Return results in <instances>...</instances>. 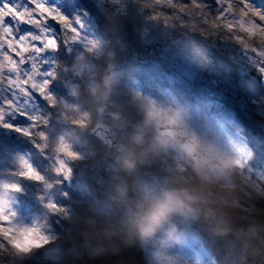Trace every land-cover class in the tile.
Instances as JSON below:
<instances>
[{"label": "trees", "instance_id": "16d2710c", "mask_svg": "<svg viewBox=\"0 0 264 264\" xmlns=\"http://www.w3.org/2000/svg\"><path fill=\"white\" fill-rule=\"evenodd\" d=\"M70 1L75 2L79 14L85 11L84 16L90 15L91 27L100 45L98 59L87 58L96 64L95 82L93 86H85L84 81L76 80L75 87L78 88L75 92L65 82L62 87L49 82V90L54 87L57 91L50 100L43 102L39 114L41 126L36 129L37 133L41 129L39 135L48 141L43 138L29 148L37 159L38 171L45 175L44 179L48 184H57L54 165L49 164L53 154L50 157L44 151L60 147L72 163L70 176L73 185L67 186L62 181L60 190L52 187L53 190L49 191L50 185L38 187L33 176V182L26 188L27 193H20L23 208L28 209L30 218L49 239L55 240L31 262L135 264L128 237L130 228H134L136 238L151 240L172 223L185 229L182 220L201 231L202 236L208 234L215 240L225 264H264V183L260 189H253L236 182L234 189L226 190L190 167L177 168L174 152L153 141L150 131L153 126L144 118L142 104L145 102L133 90L141 83L145 93L154 97L161 95L157 90L170 89L180 102L209 100L210 95L219 98L222 112L232 114L247 136L251 137L250 130L258 136L261 150L257 149L256 153L264 156V85L247 72L240 74L237 65L227 57L246 48L264 53V19H261L264 0H220L223 5L219 0H192V3L189 0L181 18L173 15L170 6H164L158 0H136L139 7L172 27H182L186 22L195 43L207 47L210 69L221 78L226 90L207 79L209 73L206 71L202 74L204 77L190 80L175 66L156 65L157 57L151 58L154 63L149 64L150 67L135 61L131 45L108 23L98 6L90 0ZM256 12L260 15H255ZM233 17L243 22L234 23ZM62 57H67L64 51ZM111 68L116 75L112 79L114 82L107 85L102 76ZM50 77L55 81L54 71ZM58 79L63 80L59 75ZM44 94L51 96L48 90ZM63 97L65 104L61 105L59 101ZM101 100L106 104L112 102L115 108L126 113V136H118V142L123 146L120 151L116 147H107L88 131L77 128L86 115L89 125L98 120ZM140 128L147 130L145 134H139ZM64 133L69 135L71 147L57 144V137ZM0 140L4 143L2 150L11 143L17 147L19 141L9 137L1 127ZM105 152L118 155L116 170L127 178L126 199L133 208L131 218L118 210L109 195L100 194L98 183L91 178L93 161L101 160ZM80 170L87 174L80 177ZM13 189L7 190L12 193L15 192ZM7 190L0 187V192L8 193ZM37 190L47 191L48 196L53 193L52 200L45 206L32 202ZM13 251L12 237L0 232V262L20 264Z\"/></svg>", "mask_w": 264, "mask_h": 264}, {"label": "rangeland", "instance_id": "374dc122", "mask_svg": "<svg viewBox=\"0 0 264 264\" xmlns=\"http://www.w3.org/2000/svg\"><path fill=\"white\" fill-rule=\"evenodd\" d=\"M65 1L48 0V3L52 7H57L70 20L59 25L49 21V26L55 29L56 43L48 44V37H44V43L48 44V46L42 50V54L46 56L50 63L40 64L37 62V66L34 68L36 72L34 73L33 69L29 73L31 79L28 86H35L33 90L37 92L39 98H34L33 103L38 105V107L34 111L30 110V119L8 115V109H5L4 113L0 114L4 117L0 120V125L11 123L25 130V132H18L19 138L17 140L19 141H17V147L8 141L11 144L6 145L2 150L1 147H3L4 143L0 140V187L5 190L13 187L15 191L12 193H9V190H7L8 193L4 191L0 192V232L9 234L12 237L14 241L13 255L20 261V264H33L31 261L35 260L43 249L45 250L44 247L49 245V243L55 242V240L49 239L47 234H44L37 227L33 218H30L28 209L23 208L24 203L20 200V193H27L26 188H29L30 182H33L31 178L33 176V180L36 181L35 184L38 187L45 184L50 185L48 186L49 191L53 190L52 187L57 190L61 189L59 183L65 182L63 176H66L70 182L69 185L66 184L67 186L73 185L70 176L72 174V163L60 147H53L56 149L55 157L50 156L53 148H48V151H44L45 155L49 154L51 157L49 164L54 165L58 178L57 184H48L44 179L45 175L38 171L36 165L37 159H35L33 152L29 148L34 147L43 138L48 141V138L39 135L42 130L39 129L37 133L36 129L38 126H41L39 117L41 104L47 102L45 99L50 100L57 91V88L51 87L48 90L51 96L46 97L44 93L48 89L50 81L52 83L55 82L58 87H60V84L62 87V83L64 84L65 82V85L68 84L69 88L74 92L78 88L75 87L76 80L84 81L83 84L85 86H93L95 82L94 68L96 64L93 65L95 62L88 61L87 58L91 57L92 60L98 59L100 45L91 27L90 15L87 13L84 16L85 11L82 15L79 14L75 2H71L70 0L68 2ZM90 1L100 8L99 0ZM188 1L158 0V3L167 7L170 6L171 10L173 9V15L181 18L186 13L185 7ZM17 2L24 3V0H17ZM218 2L223 5L220 0ZM72 7L74 8L72 9ZM140 10L143 13V36L145 40H149L156 32L162 29H170L171 35L177 44L174 49H168L164 54L157 57L156 65L175 66L177 70L181 71L182 75L190 80L199 79L200 76L204 77L202 74L206 71L209 73L207 79L210 81L212 79L222 81L213 69H210L211 63L208 59L207 47L195 43L191 36L190 26L186 22H183L185 20L181 21L184 26L172 27L151 14L150 11L144 10L141 7ZM233 22L242 23L243 21L233 17ZM62 25H67L71 29H75L76 32L77 45L73 47L70 53L66 52L62 44L59 33V28ZM21 27L25 32L30 31V26L28 25H22ZM198 42L202 43L203 41ZM203 44L205 46L208 45ZM27 46L29 49L32 47L30 41ZM62 51L67 55L66 58L62 57ZM244 52L250 56L253 63L264 68V60L260 57V52H254L250 48H246ZM228 55L229 60L234 65H237L238 72L244 74L246 72V60L242 55L235 53ZM152 63L154 61L149 58L144 65L149 66ZM9 64L10 61H5L3 55L0 54V83L4 85H8V78L4 74L8 71ZM74 70H76L75 76L73 74ZM53 71L56 76L55 81L54 78L51 79L50 77ZM58 75L62 77V81L58 79ZM115 75L116 71L111 68L102 77L108 85L114 82L112 79ZM22 79L23 77L20 78V80ZM145 85L146 87L149 86L148 84ZM20 87H24V85L20 83ZM223 87L220 88L226 90L224 84ZM133 90L137 92L138 97H143L145 102L142 104L145 108L144 118L148 124L153 126L150 129L153 141L174 152V164L177 168L186 169L190 167L215 182L220 188L226 190L234 189L236 182H240L243 186L253 189L261 188L264 183V156L256 153L257 149L261 150L260 140L250 129L251 137L247 136L243 132V127L232 114L224 113L220 110L222 106L219 105V98L210 95L212 97L209 100L180 102L179 97L170 91V89L164 92L157 90L161 95L154 97L150 93H145L144 86L141 83L137 84ZM4 95L9 96V98L12 97L11 85H8L3 92H0V97ZM100 96H98V99ZM59 102L61 105H64L65 98L63 97ZM112 104V102L106 104L101 100L97 111L98 120L89 125L87 124L89 122L86 115L77 125V128L91 133L92 127L97 122L110 123L111 114L119 112L125 115L124 121L114 127L115 135L119 141L118 136H126L125 128L128 120L126 119V113L122 109L115 108L114 104ZM166 122H170L173 125V131L176 134V137L172 140H169L167 136L161 135L158 132V126ZM178 126L183 128L182 133L179 132ZM139 131L141 135L145 134L147 130L144 131L140 128ZM180 137L190 139L194 144L192 149L203 155L205 160L191 158L181 148L179 143ZM56 141H58L57 144L61 147H71L69 145V135L66 133L60 134ZM262 152L264 153L263 150ZM101 157V160L95 159L93 161L91 171H94L90 172L91 178H94L98 183V190V176L103 167L104 159L111 158L116 163L118 161V155L116 154L108 155L105 152ZM99 163H101L99 170L95 172L96 166ZM214 164L219 165L220 169L216 168ZM30 171L34 175L29 176L28 173ZM117 172L119 175H122L118 170ZM84 173H86L85 170H80L79 176L81 177ZM220 174H222V177H220ZM35 176L41 178L36 179ZM52 194L48 196L47 191L37 190L33 194L32 202L45 206L47 202L52 200ZM180 222L184 223L185 229H179L177 224L172 223L167 229L161 230L155 237L153 236L151 240L144 237H141V239L136 238L134 228H130L128 237L133 248L135 264H225V259L215 240L208 236V234L207 236H202L201 231L190 225V223L182 220ZM0 264L7 263L0 262Z\"/></svg>", "mask_w": 264, "mask_h": 264}, {"label": "water", "instance_id": "95a60500", "mask_svg": "<svg viewBox=\"0 0 264 264\" xmlns=\"http://www.w3.org/2000/svg\"><path fill=\"white\" fill-rule=\"evenodd\" d=\"M99 4L101 12L109 24L130 43L135 61L142 64L147 63L149 57H158L165 53L167 49L177 46L170 29H162L156 32L149 40L144 39L143 13L136 0H100ZM60 34L66 52L70 53L73 47L77 45L76 32L67 25H62ZM239 53L242 54L243 49ZM243 57L247 61L245 64L247 73L259 84L264 85V72L260 70L261 67L251 62L248 55L244 54ZM260 57L264 60V53H261ZM73 74L74 76L76 75V70L73 71ZM212 82L224 88L220 80L212 79ZM111 117V123L98 122L92 127L91 133L99 138L102 144L109 148L116 147L120 151L123 146L117 141L113 129L124 121L125 116L122 113L114 112ZM2 128L9 137L19 138L18 132L3 126ZM178 130L182 133L183 128L178 126ZM158 132L164 136H175L173 126L169 122L160 124ZM180 144L190 157L205 160L203 155L192 149L193 142L190 139L181 138ZM52 153L55 157L56 149H53ZM214 166L220 169L219 165L214 164ZM220 177H222V174H220ZM63 180L69 185L70 182L66 176H63ZM98 181L100 194L109 195L112 201L116 203L118 210L126 217L131 218L133 208L126 199L128 191L127 178L124 175L118 174L115 160L111 158L104 159Z\"/></svg>", "mask_w": 264, "mask_h": 264}, {"label": "snow or ice", "instance_id": "6c2138e0", "mask_svg": "<svg viewBox=\"0 0 264 264\" xmlns=\"http://www.w3.org/2000/svg\"><path fill=\"white\" fill-rule=\"evenodd\" d=\"M189 3H192V0ZM254 14L260 15L259 12ZM261 19H264V16H261ZM69 20L70 18L57 7H52L48 0H24V3L17 0H0V54L5 61H10L8 71L4 75L8 78V85H11L12 91L11 98L7 95L0 97V114L8 109V115L31 118L30 110L34 111L38 107L33 103L34 98L38 99L39 96L33 90L35 86H28L31 79L29 73L37 66V62L50 63L42 54V50L46 49L48 44L56 43L55 29L49 26V21L59 25ZM22 25L30 26V31H23ZM44 37H48V44L44 43ZM29 41L32 45L31 50L27 46ZM260 70L264 72V68ZM18 81L24 87H20ZM8 85L0 83V92ZM3 118V115H0V120ZM2 126L16 132H25L21 127L11 123H3ZM28 175L34 174L30 171Z\"/></svg>", "mask_w": 264, "mask_h": 264}, {"label": "flooded vegetation", "instance_id": "af4514ba", "mask_svg": "<svg viewBox=\"0 0 264 264\" xmlns=\"http://www.w3.org/2000/svg\"><path fill=\"white\" fill-rule=\"evenodd\" d=\"M244 58V57H243ZM49 88V87H48ZM112 119V118H111Z\"/></svg>", "mask_w": 264, "mask_h": 264}]
</instances>
